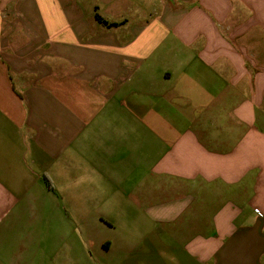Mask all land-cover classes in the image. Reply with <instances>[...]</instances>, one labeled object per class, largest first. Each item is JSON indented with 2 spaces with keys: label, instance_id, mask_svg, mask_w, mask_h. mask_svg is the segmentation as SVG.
I'll return each mask as SVG.
<instances>
[{
  "label": "crops",
  "instance_id": "crops-1",
  "mask_svg": "<svg viewBox=\"0 0 264 264\" xmlns=\"http://www.w3.org/2000/svg\"><path fill=\"white\" fill-rule=\"evenodd\" d=\"M0 264H264V0H0Z\"/></svg>",
  "mask_w": 264,
  "mask_h": 264
},
{
  "label": "trees",
  "instance_id": "trees-1",
  "mask_svg": "<svg viewBox=\"0 0 264 264\" xmlns=\"http://www.w3.org/2000/svg\"><path fill=\"white\" fill-rule=\"evenodd\" d=\"M106 25H107V22H104ZM115 25V24H112V26Z\"/></svg>",
  "mask_w": 264,
  "mask_h": 264
}]
</instances>
